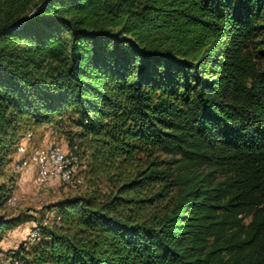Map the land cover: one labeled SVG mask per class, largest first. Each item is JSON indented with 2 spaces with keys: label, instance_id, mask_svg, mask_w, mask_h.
I'll return each mask as SVG.
<instances>
[{
  "label": "trees",
  "instance_id": "obj_1",
  "mask_svg": "<svg viewBox=\"0 0 264 264\" xmlns=\"http://www.w3.org/2000/svg\"><path fill=\"white\" fill-rule=\"evenodd\" d=\"M263 59L264 0H0V239L51 127L88 191L21 264H264Z\"/></svg>",
  "mask_w": 264,
  "mask_h": 264
},
{
  "label": "rangeland",
  "instance_id": "obj_2",
  "mask_svg": "<svg viewBox=\"0 0 264 264\" xmlns=\"http://www.w3.org/2000/svg\"><path fill=\"white\" fill-rule=\"evenodd\" d=\"M259 66L264 68V59L259 62ZM65 133L51 127L32 130L31 138L26 144L28 147L58 144L65 151H68ZM155 156L160 160H169L170 158V156L162 153H157ZM24 171L29 173L25 175L24 180H20L24 176ZM34 172V168L30 167L29 169H23L19 173H12L9 166V173L14 178L12 195L16 198V205L7 208V216H19L23 221L4 231L0 239V250L4 254L11 250H19L20 247H24L26 251H29L41 238V229L53 223L55 212L51 210V207L63 198L73 195H84L88 191L85 179L76 188L60 181H54L41 188H36L33 184ZM76 174L86 178L87 163L85 159L77 160ZM103 188L106 190L107 185L103 184ZM35 230L39 232L38 240L32 244L27 243L29 234ZM4 261L5 259L0 260V264H3Z\"/></svg>",
  "mask_w": 264,
  "mask_h": 264
},
{
  "label": "built area",
  "instance_id": "obj_3",
  "mask_svg": "<svg viewBox=\"0 0 264 264\" xmlns=\"http://www.w3.org/2000/svg\"><path fill=\"white\" fill-rule=\"evenodd\" d=\"M30 138L31 132H27L18 143L10 163L12 173H19L23 169L33 167L35 170L33 184L36 188H41L54 181H60L76 188L84 182V177L76 174V156L65 151L58 144L28 147L26 142ZM6 205L7 207H14L16 198L11 195L7 199ZM38 236V230L31 232L27 243L36 242ZM3 259H5L3 264H21L19 256L16 255V250H11L7 254L0 250V260Z\"/></svg>",
  "mask_w": 264,
  "mask_h": 264
},
{
  "label": "water",
  "instance_id": "obj_4",
  "mask_svg": "<svg viewBox=\"0 0 264 264\" xmlns=\"http://www.w3.org/2000/svg\"><path fill=\"white\" fill-rule=\"evenodd\" d=\"M42 3H44V2H42ZM42 3L38 4V5L32 10V12H31L30 14L34 13V12H35V11H36V10L42 5ZM30 14H29V15H30ZM29 15H28V16H29ZM28 16H27V17H28ZM27 17H26V18H27ZM26 18H24V19H26Z\"/></svg>",
  "mask_w": 264,
  "mask_h": 264
},
{
  "label": "crops",
  "instance_id": "obj_5",
  "mask_svg": "<svg viewBox=\"0 0 264 264\" xmlns=\"http://www.w3.org/2000/svg\"><path fill=\"white\" fill-rule=\"evenodd\" d=\"M28 173H29V172H25V171H24V172H23V175H24V176L21 177L20 180H22V179L24 180V179H25V175H27Z\"/></svg>",
  "mask_w": 264,
  "mask_h": 264
}]
</instances>
